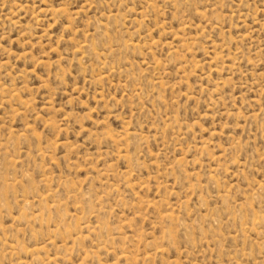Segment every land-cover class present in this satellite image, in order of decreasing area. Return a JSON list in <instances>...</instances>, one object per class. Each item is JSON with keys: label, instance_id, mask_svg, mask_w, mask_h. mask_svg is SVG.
Segmentation results:
<instances>
[{"label": "rangeland", "instance_id": "374dc122", "mask_svg": "<svg viewBox=\"0 0 264 264\" xmlns=\"http://www.w3.org/2000/svg\"><path fill=\"white\" fill-rule=\"evenodd\" d=\"M0 264H264V0H0Z\"/></svg>", "mask_w": 264, "mask_h": 264}]
</instances>
